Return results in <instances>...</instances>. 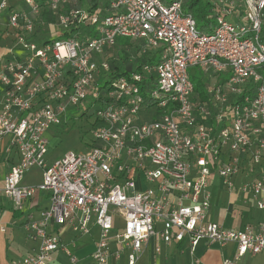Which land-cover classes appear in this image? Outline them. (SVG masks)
Returning a JSON list of instances; mask_svg holds the SVG:
<instances>
[{
    "label": "built area",
    "instance_id": "built-area-1",
    "mask_svg": "<svg viewBox=\"0 0 264 264\" xmlns=\"http://www.w3.org/2000/svg\"><path fill=\"white\" fill-rule=\"evenodd\" d=\"M107 2L103 14L88 0L91 7L84 0H0L10 40L0 61V138L11 135L10 149L19 154L0 194L19 208L38 190L51 192L50 206L27 223L39 250L16 264H50L58 250L77 263L48 227L86 235L92 221L100 229L95 264L120 257L121 247L111 251L113 238L130 249L128 264H141L143 244L154 235L167 244L188 238L192 249L203 239L236 242L235 259L224 264L263 252L264 222L227 229L206 218L213 173L234 190V178L246 171L240 191L264 209V0H216L210 33L184 11V0ZM46 10L56 21L45 22ZM119 37L143 42L142 53L159 49L160 58L107 82ZM191 66L207 75L204 99L196 96ZM88 99L92 146L48 161L46 134L70 105ZM34 167L42 183L23 185ZM119 220L122 230L114 232Z\"/></svg>",
    "mask_w": 264,
    "mask_h": 264
},
{
    "label": "crops",
    "instance_id": "crops-1",
    "mask_svg": "<svg viewBox=\"0 0 264 264\" xmlns=\"http://www.w3.org/2000/svg\"><path fill=\"white\" fill-rule=\"evenodd\" d=\"M19 1L20 0H11V3L17 4ZM90 4L92 3L90 2ZM90 4L87 3V0L84 2L85 7H89ZM106 6H108L107 1H105L104 5L98 6L101 8L100 11L103 14L110 11ZM7 33V12H0V35L3 34L6 38ZM132 41L133 40L129 42ZM9 45L10 44H8V46ZM8 46H6L5 49L7 52L9 51ZM118 46L119 44L117 43L109 57L114 54L113 51H116ZM155 51L156 54L160 53L159 49H155ZM159 56L160 54L157 56V59ZM2 99L3 88L0 84V106ZM142 115L143 119L148 117L147 113ZM11 140V135H4L0 138V187H3L5 177L10 168L19 160L17 151L15 149H10ZM52 160L48 159V161ZM244 167V169L248 167L247 160L244 162ZM211 179L209 185V190L211 192V208L206 218L208 221L221 224L227 229H244L246 226H255L260 222H264V209H259L257 207L251 193L240 191L242 182L249 179L246 171H241L234 178L236 186L234 190H230L226 187L220 176L216 173H213ZM41 183L42 171L37 167L26 172L22 180V184L25 186H37ZM50 204L51 192L49 190H38L34 196L25 200L19 208L15 207L13 201L9 197L2 193L0 194V264H16L17 261L25 256L38 252L40 240L31 236V232L27 230V223L30 216L39 219L41 211L48 208ZM118 222L121 223L119 226L123 227V222L117 221L114 232L119 231V228H117ZM90 225L91 232L86 235L75 233L70 226H61L55 223H52L48 227V231L53 234H59L62 242L73 250L78 257V262L75 264H95L92 254L100 236V229L93 221ZM159 227H161V225H159ZM110 243L112 252H115L119 247H121L122 250L119 258L111 254L105 264H128L130 249L118 244L114 238ZM236 252V242L220 245L219 243H209L203 239L200 240L195 249H192L188 238L180 242L172 241L167 244L160 236L154 235L143 244L140 263L224 264V261L227 259L234 260ZM50 264L72 263L62 250H58L53 254ZM234 264H264V251L257 254L247 253L236 259Z\"/></svg>",
    "mask_w": 264,
    "mask_h": 264
},
{
    "label": "rangeland",
    "instance_id": "rangeland-1",
    "mask_svg": "<svg viewBox=\"0 0 264 264\" xmlns=\"http://www.w3.org/2000/svg\"><path fill=\"white\" fill-rule=\"evenodd\" d=\"M86 0H84L85 2ZM107 1V0H104ZM170 1V0H165ZM231 20V18H229ZM213 25H215V20L211 19ZM234 23L237 22L236 18H232ZM214 27V26H213ZM211 30L210 32H212ZM209 32V33H210ZM131 41L128 37H119L118 44L126 43ZM138 42L132 41L130 46L127 48L126 53L129 57L126 59L127 62H133L140 54L141 50L137 47ZM10 44L8 36L0 35V59L7 57L8 53L6 46ZM153 49L151 52H154ZM160 54V53H159ZM157 53V56L159 55ZM160 56L158 57V59ZM190 78L194 82L196 87V96L201 94V92L206 93L208 78L206 73L199 66H191L188 69ZM93 108L91 101L88 99L84 105L79 107L70 105L67 108L65 116H62V124L50 129L46 134L48 139V159L52 160L57 157L63 156L69 152H86L92 146L94 141L93 136V124L95 122V116L92 114ZM121 221V220H119ZM121 223L118 222L117 228L122 230Z\"/></svg>",
    "mask_w": 264,
    "mask_h": 264
},
{
    "label": "trees",
    "instance_id": "trees-1",
    "mask_svg": "<svg viewBox=\"0 0 264 264\" xmlns=\"http://www.w3.org/2000/svg\"><path fill=\"white\" fill-rule=\"evenodd\" d=\"M92 3L93 8H97L100 5H104V0H88ZM165 1V0H163ZM171 1V0H170ZM165 1V2H170ZM103 3V4H102ZM216 0H184V11L186 13L192 14L193 17L196 20L197 26L200 31L209 33L211 30H213V24L211 19L213 18L215 20V5ZM46 12L48 14L45 15V22H54L56 21V15L53 13H50V11ZM43 31H46L44 28ZM40 32V30H38ZM44 34V33H43ZM42 34H38L37 38H42ZM262 39L264 40V24H263V34ZM131 42L121 43L119 44L116 51H113V56L110 58L111 63V72L107 75L106 81H110L113 78H116L118 76L127 75L134 70H138L145 62H155L157 59V54L155 52L146 51L144 53L140 52L139 56L133 61V62H127V58L129 57V54L126 53L127 48L130 46ZM138 48L142 51L144 43L139 41ZM117 45V44H116ZM153 79V78H152ZM105 87V86H104ZM106 88V87H105ZM104 88V89H105ZM201 96L204 99L205 93L201 92Z\"/></svg>",
    "mask_w": 264,
    "mask_h": 264
}]
</instances>
